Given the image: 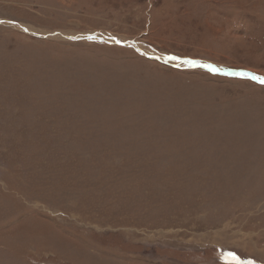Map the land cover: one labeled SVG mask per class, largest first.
Returning <instances> with one entry per match:
<instances>
[{
    "label": "rangeland",
    "instance_id": "1",
    "mask_svg": "<svg viewBox=\"0 0 264 264\" xmlns=\"http://www.w3.org/2000/svg\"><path fill=\"white\" fill-rule=\"evenodd\" d=\"M254 76L264 0H0V264H264Z\"/></svg>",
    "mask_w": 264,
    "mask_h": 264
},
{
    "label": "water",
    "instance_id": "2",
    "mask_svg": "<svg viewBox=\"0 0 264 264\" xmlns=\"http://www.w3.org/2000/svg\"><path fill=\"white\" fill-rule=\"evenodd\" d=\"M102 33V35L104 36V37H108V38H113V37H111V36H108L107 34H104L103 32H101ZM36 36V35H35ZM56 36V34H48V35H38V37H41V38H45V39H51V38H53V37H55ZM94 36V32L93 33H86V34H80V35H77L76 37H71V38H69L70 40H73V39H76V38H78V37H80L81 39H88V40H95V39H89V37H93ZM102 40H104V38H102ZM112 41H114L115 43H118V44H127V43H129V44H136V42L135 41H133V42H130V41H127V42H125V41H122V42H120L119 40H118V38H113V40ZM102 42H107V43H109V41L108 40H105V41H102ZM173 60H176V61H178L179 63H181V65H183V66H189V67H191V68H195V67H200L199 65H197V66H192V65H189V64H185V63H183L182 61H184V60H180L179 58L178 59H173ZM200 68H205V67H200Z\"/></svg>",
    "mask_w": 264,
    "mask_h": 264
},
{
    "label": "snow or ice",
    "instance_id": "3",
    "mask_svg": "<svg viewBox=\"0 0 264 264\" xmlns=\"http://www.w3.org/2000/svg\"><path fill=\"white\" fill-rule=\"evenodd\" d=\"M89 39H93V37H89ZM170 59H178L177 57H170ZM183 63L185 64H189V65H192V66H197L199 65L200 67H205L207 68L209 71L211 72H222L223 70L222 69H219L217 68L216 66L214 65H211V64H200V62L198 61H195V60H184L182 61ZM233 75H244V76H247L249 75L248 73H231ZM253 79H257L259 80L261 83H264V77H258V76H254V77H251ZM230 256H232L233 259H238L237 257H235L234 254H229Z\"/></svg>",
    "mask_w": 264,
    "mask_h": 264
}]
</instances>
